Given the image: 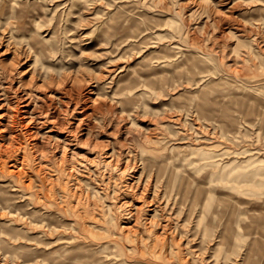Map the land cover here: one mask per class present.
<instances>
[{"label": "rangeland", "instance_id": "374dc122", "mask_svg": "<svg viewBox=\"0 0 264 264\" xmlns=\"http://www.w3.org/2000/svg\"><path fill=\"white\" fill-rule=\"evenodd\" d=\"M258 165L264 0H0V264H264Z\"/></svg>", "mask_w": 264, "mask_h": 264}, {"label": "bare ground", "instance_id": "6f19581e", "mask_svg": "<svg viewBox=\"0 0 264 264\" xmlns=\"http://www.w3.org/2000/svg\"><path fill=\"white\" fill-rule=\"evenodd\" d=\"M165 61V60H164ZM164 63V62H163ZM162 63V64H163ZM164 65V64H163ZM203 109L204 110H206V108H204L203 107ZM8 127V126H7ZM12 144V143H11ZM217 149V148H216ZM250 150V149H249ZM254 150V149H253ZM196 151L197 150H195V153H196ZM251 151V150H250ZM245 152H246V150H245ZM225 153L226 154H234L235 152H234V150L233 151H231V149L230 150H228V149H226V151H225ZM247 153V152H246ZM198 154H199V158L200 159H202L203 160V164H205V165H211L213 168H214V171L216 170V168H218L220 165V169H222V168H228V167H230L231 166V168H234L235 166L237 167L238 165H239V163L238 164H236L235 163V165H231V164H227V163H223V162H220V160L219 159H217L216 157L219 155V154H216L212 149H204V148H200L199 149V152H198ZM221 154V153H220ZM232 154V155H233ZM223 155H225V154H223ZM222 155V156H223ZM257 155V154H256ZM180 156V155H179ZM184 156H186V155H184ZM220 156V155H219ZM182 159V158H181ZM188 159V158H187ZM186 159V160H187ZM185 160V159H184ZM183 160V161H184ZM254 160H257V158L254 156V155H248L247 157H246V159L245 160H242L241 161V163H248V162H252V161H254ZM188 162V161H187ZM186 162V163H187ZM254 165H257V164H254ZM253 165V166H254ZM235 167V168H236ZM239 167H240V165H239ZM211 170H213V169H211ZM225 171H226V169H224ZM1 171V170H0ZM220 171V170H219ZM223 171V170H222ZM230 171V170H229ZM226 172H228V171H226ZM231 172V171H230ZM251 172V171H250ZM217 173V172H216ZM215 173V174H216ZM232 173V172H231ZM4 174V173H3ZM214 174V175H215ZM222 174V173H221ZM253 174V175H252ZM257 174H259V175H261V178H259V179H257L256 178V175ZM223 175V174H222ZM242 175V174H241ZM243 175H244V179L242 180V181H238V184H239V186H242L241 187V189H243V190H248L249 189V187L251 186V185H260L261 183H262V179L264 178V177H262V175H264V170H262V167L260 166V165H258L257 166V168H256V170L255 171H253V173H247L246 175L243 173ZM227 176V175H226ZM218 177V176H217ZM229 177V176H228ZM237 177V176H236ZM222 178V177H221ZM220 178V179H221ZM238 178V177H237ZM224 179H225V177H224ZM228 180V179H227ZM181 181V180H180ZM227 182H229V181H227ZM232 182H234L233 180H232ZM237 181H235V183H236ZM181 183V182H180ZM186 183V182H185ZM237 184V185H238ZM233 185V184H232ZM11 184H10V181H8V182H6V183H1V185H0V209L1 210H8V212H10V213H12V214H18V213H20V214H22V216H25V217H27V218H30L31 220H33V221H37V222H39V223H41V221H38V220H35V217H36V210H24L23 208H22V206H20L19 204H17L16 203V198H17V192L14 190V189H11ZM235 186V185H234ZM186 188V187H185ZM192 188V187H191ZM193 188H195V187H193ZM178 190V189H177ZM194 190V189H193ZM183 191V190H182ZM181 192V191H180ZM180 198H182V197H180ZM191 198V197H190ZM221 199V198H220ZM191 200V199H190ZM222 201V200H221ZM220 202V201H219ZM262 204H264V203H262ZM218 209V208H217ZM207 210V209H206ZM1 212V211H0ZM4 212V211H3ZM2 213V212H1ZM207 213V212H206ZM206 213H205V215H206ZM231 213V212H230ZM5 214H7L6 212H5ZM208 215H209V213H208ZM4 216V215H3ZM2 216V217H3ZM230 216V215H229ZM8 217V216H7ZM18 217V216H17ZM203 217V216H202ZM201 217V218H202ZM206 217H208L207 215L205 216V218ZM107 219H108V221L110 222V224L114 227V228H117L118 227V224H116L115 222H114V219L115 218H113L112 217V215H110V214H108L107 215ZM16 220V219H15ZM26 220V218L24 219V223L26 222L25 221ZM224 220V219H223ZM17 221V220H16ZM77 221V220H76ZM231 221V220H230ZM19 222V221H18ZM18 222L17 223H15V224H18ZM23 222V221H22ZM21 222V223H22ZM198 222L200 223V221H199V219H198ZM222 222V221H221ZM229 222V221H228ZM29 223V222H28ZM30 223H31V221H30ZM206 223V222H205ZM205 223H204V227H205ZM220 223V222H219ZM74 224V223H73ZM108 224V223H107ZM228 224V223H227ZM2 225V224H1ZM31 225V224H30ZM39 225V224H38ZM63 225H67V223H64ZM200 225H201V223H200ZM59 226H62V224H58V222H53V221H47L46 222V227H47V229H46V231H56L57 230V228L59 227ZM75 227H76V225H74ZM82 226V225H81ZM209 226V225H208ZM207 226V227H208ZM14 227V226H13ZM18 227V226H17ZM63 227V226H62ZM83 227V226H82ZM81 227V228H82ZM223 227V226H222ZM1 228V227H0ZM19 228V227H18ZM33 228V227H32ZM79 228V227H78ZM80 228V229H81ZM110 228H112V227H110ZM15 229V228H14ZM40 229V228H39ZM41 229H43V228H41ZM66 229V228H65ZM60 230V229H59ZM63 230V229H62ZM61 230V231H62ZM79 230V229H78ZM78 230H76V231H78ZM107 230V229H106ZM209 230V232H210V228L208 229ZM18 231H21V230H18ZM63 231H65V230H63ZM69 232H70V230H68ZM72 231H73V229H72ZM80 231V230H79ZM109 231V230H108ZM119 231V230H118ZM137 231V230H136ZM221 231V230H220ZM60 232V231H59ZM112 233H113V231H111ZM120 232V231H119ZM119 232H117V233H119ZM209 232L207 231V233L209 234ZM5 233V232H4ZM53 233V232H52ZM56 233V232H55ZM66 233V232H65ZM70 233H72V232H70ZM74 233V232H73ZM109 233V232H108ZM122 233V232H121ZM134 233H136V232H134ZM46 234V233H45ZM48 234V233H47ZM67 234V233H66ZM78 234V233H77ZM77 234H75V235H77ZM110 234V233H109ZM49 236H50V233L48 234ZM59 235V234H58ZM68 235H69V233H68ZM68 235H66V236H68ZM71 235V234H70ZM69 235V237L68 238H70V237H72V236H70ZM74 235V236H75ZM112 235V234H111ZM207 235V234H206ZM234 235V234H233ZM240 235V234H239ZM238 235V236H239ZM245 235V234H244ZM3 236V235H2ZM55 236H56V234H55ZM63 236V235H62ZM112 236H114V234L112 235ZM123 236H124V234H123ZM136 236V235H135ZM21 237V236H20ZM80 237V236H79ZM8 238V237H7ZM14 238V237H13ZM65 238V237H64ZM67 238V237H66ZM77 239H78V237H76ZM82 238V237H81ZM112 239H113V237H111ZM123 238V237H122ZM224 238V237H223ZM15 239V238H14ZM18 239V238H17ZM25 239H27V238H25ZM60 239H63V237H61V236H58V237H56L55 239H53L52 241H50V242H46V244H50V243H54V242H56V241H59ZM76 239V240H77ZM80 239V238H79ZM84 239V238H83ZM108 239H110V238H108ZM111 239V240H112ZM115 239V238H114ZM114 239H113V241H114ZM117 239V238H116ZM221 239V238H220ZM11 240V239H10ZM13 240V239H12ZM21 240H22V238H21ZM81 240V239H80ZM118 240V239H117ZM121 240V239H120ZM31 241V240H30ZM67 241H69V240H67ZM75 241V240H74ZM105 242L104 243H102V249H101V251L100 252H102V253H104L105 255H104V257L105 256H107V259L108 260H110L111 258H113L114 257V259L115 258H118L119 257V254L118 253H115V252H113L112 250H111V248H112V246L113 245H116L117 243L116 242H113V241H106V240H104ZM136 241V240H135ZM221 241V240H220ZM223 241V240H222ZM221 241V242H222ZM73 242V241H72ZM100 242V241H99ZM137 242V241H136ZM135 242V243H136ZM252 242V241H251ZM26 243V242H25ZM34 243H36V242H34ZM61 243H66V241L65 242H61ZM122 243V242H121ZM125 243V242H124ZM17 244V243H16ZM24 244V243H23ZM27 244H29V243H27ZM33 244V243H32ZM38 244V243H37ZM45 244V245H46ZM120 244V243H119ZM230 244V243H229ZM249 244V243H248ZM15 245V244H14ZM18 245H20V243H18ZM34 245V244H33ZM56 245V244H55ZM68 245V244H67ZM121 245V244H120ZM125 245V244H124ZM133 245H135V244H133ZM146 245V244H145ZM42 246V245H41ZM60 246V245H59ZM58 246V247H59ZM101 246V245H100ZM99 246V247H100ZM230 246V245H229ZM228 246V247H229ZM6 247V246H5ZM122 247V246H121ZM125 247V246H124ZM148 247V246H147ZM113 248H114V246H113ZM125 248H127V247H125ZM63 249V248H62ZM247 249V248H246ZM7 250V249H6ZM5 250V251H6ZM11 250V249H10ZM69 250V249H68ZM227 250V249H226ZM124 251V250H123ZM127 251V250H126ZM67 252V251H66ZM141 252V251H140ZM140 252H138V253H140ZM143 252V251H142ZM248 252V251H247ZM134 253V252H133ZM127 254V253H126ZM143 254V253H142ZM145 254V253H144ZM245 254V253H244ZM131 255V254H130ZM138 255V254H137ZM8 256H10V255H8ZM17 256V255H16ZM45 256L46 255H44V261H46L47 260V262L46 263H48V258H47V256H46V258H45ZM60 256V255H59ZM64 256V255H63ZM85 256H87V255H81V256H78V255H76V256H74L73 257V259L70 261L71 262V264H101V262H98V261H90V260H88L87 258H84ZM249 256V255H248ZM39 257V256H38ZM37 257V258H38ZM41 257V256H40ZM39 257V258H40ZM127 257H128V255H127ZM132 258L134 257L133 255L131 256ZM136 257V256H135ZM244 257H246V256H244ZM244 257H243V259H244ZM35 258V257H34ZM124 259V258H123ZM131 259V258H130ZM129 259V260H130ZM8 260V259H7ZM6 260V261H7ZM31 260V259H30ZM121 262H123V263H121V264H127V262L128 261H125V260H121V259H119ZM142 260V259H141ZM24 261V260H23ZM28 261V260H27ZM32 261H34V260H32ZM131 261H133V260H131ZM10 262V261H9ZM31 261H29V263H30ZM112 262V261H111ZM142 262H144V261H142ZM245 262V261H244ZM3 263V262H2ZM39 263V262H38ZM41 263V262H40ZM44 263V262H43ZM129 263V262H128ZM133 264H134V262H132ZM138 263V262H137ZM48 264H53V262H50V263H48ZM116 264V263H115ZM140 264H141V261H140ZM144 264V263H143ZM243 264V263H242Z\"/></svg>", "mask_w": 264, "mask_h": 264}]
</instances>
